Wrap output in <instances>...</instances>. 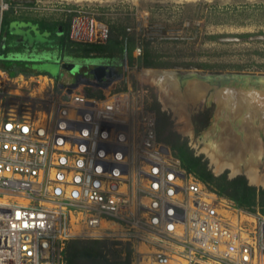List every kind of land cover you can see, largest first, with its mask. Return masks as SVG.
<instances>
[{"label":"built area","instance_id":"2783aa9c","mask_svg":"<svg viewBox=\"0 0 264 264\" xmlns=\"http://www.w3.org/2000/svg\"><path fill=\"white\" fill-rule=\"evenodd\" d=\"M89 12L69 38L105 43ZM7 33L0 21V56ZM84 80L0 67V264H66L71 241L105 238L129 244L131 264H264V216L188 173L129 92Z\"/></svg>","mask_w":264,"mask_h":264},{"label":"rangeland","instance_id":"374dc122","mask_svg":"<svg viewBox=\"0 0 264 264\" xmlns=\"http://www.w3.org/2000/svg\"><path fill=\"white\" fill-rule=\"evenodd\" d=\"M2 1L8 3V0H0V3ZM233 6L243 11L233 13L228 9ZM249 6L251 7L249 8ZM256 6L259 7L257 9H264V0H34V5L26 11L22 10L23 12H20L19 15L22 14L24 18L28 19L60 22L66 20L70 13H76V10L90 11L86 13L87 16L94 17L109 29L111 26H116L119 29L129 27L131 28L129 33L154 38L153 50L160 56L158 59L160 65L163 63L179 65L138 67L136 59L134 66H129L124 61L125 50H122V47L116 43L111 44L107 54L104 53L107 50V45H102L98 51L89 46L78 44L72 46V49L77 53H62L58 50L52 53L49 50L42 54L41 49L44 43L53 37L48 32L37 30L32 24L19 22L11 24L6 36L8 59L15 57L28 62L33 70L51 73L62 82L69 83L74 82L76 77L81 75L91 79L92 75L88 72L91 62L110 60L117 64V69L122 75L113 81L109 90L117 93L129 92L134 101L147 110H152L157 102L162 109V99L172 101L171 99L176 97L175 94L183 95V100L177 103L183 113L181 116L175 115L170 110H165L170 115L173 130L187 138L188 145L194 150L196 156L203 155L204 160H207L208 168L215 175L227 172L228 177L233 178L243 174H233L229 168L215 170L211 154L221 161L236 163L221 155L225 151L230 154V147L233 144L236 147L237 141L245 139L244 142L249 146V129L239 128L236 134L234 129L232 136H224L227 133V128L219 116L220 103L223 102L220 94L218 100H209V97H206L207 91L203 93L197 87L193 92L188 89L185 91V84L189 80L181 78V76L189 70H198L203 74L218 72L264 73V12L261 14L257 12L258 10L254 9ZM214 10H218L216 14ZM210 11L212 12L209 14ZM206 14L208 15L207 21L204 17ZM220 34H224V36L215 39L210 37ZM241 34L248 35L243 37L240 36ZM249 34L252 35L249 36ZM56 36L59 37L60 34H56ZM24 41L29 45L35 43L37 50L40 51L39 55H31V50L21 48L20 44ZM55 58H59L61 61H75L83 66L78 71L71 72L56 63L53 60ZM0 59H4V56H0ZM190 62L209 64L213 68L186 67L184 63ZM236 66H242V68L238 69ZM145 70L173 73L172 77L178 82L181 94L176 93L172 87L168 89L171 92L163 91L157 83L144 82L139 75ZM161 86L165 85L162 83ZM86 90L103 95L105 89L90 86L86 87ZM203 110H208V121L201 125L197 124L195 134L192 119ZM252 135V140L255 138L258 143L264 146V129L256 131ZM210 146H213L215 151L211 150ZM238 152L236 154L240 156L242 153ZM237 165L241 170H245L248 166H254L259 173L263 174L264 151L251 154V159L243 166ZM112 241L114 240L105 238L98 241L82 242H94L93 245H103L106 250L121 248L120 258L116 259L115 263L125 264L128 261L127 246H125L127 243H123V246L112 247L110 244ZM107 257L110 258V255Z\"/></svg>","mask_w":264,"mask_h":264},{"label":"trees","instance_id":"16d2710c","mask_svg":"<svg viewBox=\"0 0 264 264\" xmlns=\"http://www.w3.org/2000/svg\"><path fill=\"white\" fill-rule=\"evenodd\" d=\"M250 7L251 6H249V8ZM257 8L259 7H254V9ZM228 9L232 10L233 13L243 11L237 9L236 6ZM257 10L260 14L264 12L263 8H261V10ZM217 11L218 10H214V13L216 14ZM211 12L212 11H210L209 14ZM75 14L76 13L72 12L66 20L57 22L24 18V15L15 14L13 9H10L4 11L2 16L0 14V21L3 27L6 28L10 27L13 22L23 21L48 32L49 35L53 37V42L51 43L53 48L62 53H77V51L72 49V46L78 44L89 46L98 51H100L99 48L102 47V45H107V50L104 51V53L107 54L111 48V44L116 43L118 46L122 47V50H125L127 64L129 66H134L136 58L133 56V51L138 40L142 47V54L139 58H137L138 67H173L175 65H179H166L164 63L160 65V62H158L160 56L153 50L154 38L143 36L142 34L129 33L125 27L119 29L116 26H111L109 38L104 44H81L74 42L69 38V33L71 22ZM207 14L204 16L205 20L208 19ZM56 34H60V36L57 37ZM246 35L248 34H241L240 36L244 37ZM250 35L252 34H249V36ZM222 36H224V34L213 35L210 37L215 39ZM1 56H4V59H0V67L8 71L12 76L18 74L29 76L32 74V70H29L28 62L18 59H8V47L7 49L1 50ZM184 64L186 67L195 66L198 68H213L212 65L205 63L190 62ZM236 68L240 69L242 66H236ZM43 74L59 80L58 77H54L51 73ZM88 93L95 96H102L100 93H94L89 90ZM151 111L155 112L157 117L156 128L159 140L171 148L173 155L180 161L182 167L188 173L196 176L209 189L233 201L241 209L251 213H260L264 216V186L249 184L248 179L244 175H237L233 178H229L227 172L215 175L208 168L207 160H204L203 155L196 156L194 150L188 145L187 138L173 130V123L170 119V115L161 109L158 102L152 107ZM93 244L94 242L71 241L66 249V264H117L115 261L120 258V254L122 252L121 248H109V250H106L103 245L95 246ZM110 244L112 247L123 246V243L119 241H112ZM125 246H127L126 251L128 258V261L125 264H131V248L129 244H126ZM106 254L107 256L110 255V258H108Z\"/></svg>","mask_w":264,"mask_h":264},{"label":"bare ground","instance_id":"6f19581e","mask_svg":"<svg viewBox=\"0 0 264 264\" xmlns=\"http://www.w3.org/2000/svg\"><path fill=\"white\" fill-rule=\"evenodd\" d=\"M151 70H145L139 75V77L146 83H157L163 91H169V87H172L176 93L181 94L178 82L172 77L174 76L173 73H167L168 71L158 73L157 71ZM162 83L165 85L164 87L161 86ZM195 87L199 88L203 93L207 91L206 97H209V100H218L219 94L223 99V102L220 103L219 116L227 128V133H225L224 136H232L234 129L236 130H234L235 134L239 128L243 130L249 129V146L244 142L245 139L243 141H237V145L235 144L238 148L237 152L244 153V150H246V153L248 151L250 154H255L256 152L260 153L264 151V146L262 144L258 143L255 138L252 140V134H254V132L256 133V131H262L264 129V118H261L264 115V108L261 106V103L256 102L255 98L249 97L246 93H242L238 90L210 89L209 86L203 84L197 79L189 80L185 84L184 89L185 91L188 89V91L193 92ZM175 96V98L171 99L172 101L162 99V109L170 110L175 115L181 116L183 113H181L177 103L183 100V95L177 96L175 94ZM211 157L213 159L212 162L215 163V170L220 171L224 168H229L233 174L245 175L249 184L264 186V173H259L256 167L248 166L245 170H241L237 165L238 163L221 161L220 159H217L214 154H211Z\"/></svg>","mask_w":264,"mask_h":264},{"label":"water","instance_id":"95a60500","mask_svg":"<svg viewBox=\"0 0 264 264\" xmlns=\"http://www.w3.org/2000/svg\"><path fill=\"white\" fill-rule=\"evenodd\" d=\"M16 1L34 2V0ZM53 60L59 63L62 68L71 72L78 71L81 66H83V64L75 61H61L59 58ZM124 61L125 64H127L126 56ZM88 72L92 75V78L89 82L85 78L84 83L92 86H99L103 89H109L113 81L122 75L117 69V64L110 60H99L95 63L91 62ZM181 78H185L186 80L197 79L212 89H233L241 91L249 95V97L255 98V101L261 103V106L264 108V73L218 72L203 74L198 70H189L182 75ZM76 85L77 84H75V86ZM261 118H264V115Z\"/></svg>","mask_w":264,"mask_h":264},{"label":"flooded vegetation","instance_id":"af4514ba","mask_svg":"<svg viewBox=\"0 0 264 264\" xmlns=\"http://www.w3.org/2000/svg\"><path fill=\"white\" fill-rule=\"evenodd\" d=\"M8 4H9V9L8 10L13 9V11H14V9L17 8V9H19L18 14H20V12H23L22 10L26 11L29 8H31L34 5V2L28 3V2H18L16 0H9ZM29 28L31 29V27H29ZM37 30H39L41 32H45V31H43V30H41L39 28H37ZM52 42H53V39L49 38V40L44 43L43 48L39 47V48H42L41 49V51H42L41 53L42 54H44L46 51H49V50L52 51V53L56 52V50L53 48V45L51 44ZM20 47L23 48V49L31 50L30 51L31 55H39V53H40V51L37 50V48H36L37 46H36L35 43H33L32 45H29L26 41H24L23 43L20 44ZM30 65L31 64L29 63V68L32 69ZM84 78H86V77H84ZM86 80H88V82H89L91 79L87 77ZM88 86L90 87L92 85H88ZM95 87H99V86H95ZM205 121H208V110H203L202 112H199L197 115H195L193 117L192 124L194 126V133L195 134H196V125L197 124L201 125ZM222 148H223V146H222ZM230 148H231L230 149V154L227 153L226 151L225 152L222 151L224 153L221 156L229 158L230 160L240 164L241 166L246 164L248 162V160L251 159V154L248 153V151L246 153V150H244V153H242L240 156H238L236 154L238 148L233 146V145ZM210 149L215 151V148L213 146H210Z\"/></svg>","mask_w":264,"mask_h":264},{"label":"crops","instance_id":"0c3cea01","mask_svg":"<svg viewBox=\"0 0 264 264\" xmlns=\"http://www.w3.org/2000/svg\"><path fill=\"white\" fill-rule=\"evenodd\" d=\"M19 23H25V22H23V21H18ZM7 31L8 30H10V27H4ZM11 58H14V59H16L15 57H11ZM29 70H32V74H43L44 72H38V71H35V70H33V69H30L29 68ZM60 80V79H59Z\"/></svg>","mask_w":264,"mask_h":264}]
</instances>
